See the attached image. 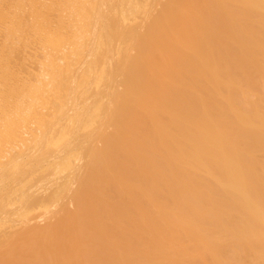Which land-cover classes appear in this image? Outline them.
<instances>
[{
    "label": "bare ground",
    "instance_id": "obj_1",
    "mask_svg": "<svg viewBox=\"0 0 264 264\" xmlns=\"http://www.w3.org/2000/svg\"><path fill=\"white\" fill-rule=\"evenodd\" d=\"M0 264H264V0H0Z\"/></svg>",
    "mask_w": 264,
    "mask_h": 264
}]
</instances>
